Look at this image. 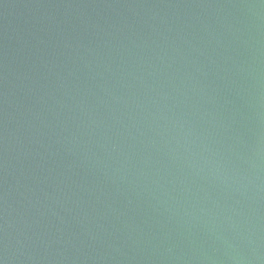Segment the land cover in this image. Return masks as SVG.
Instances as JSON below:
<instances>
[{"label": "water", "instance_id": "water-1", "mask_svg": "<svg viewBox=\"0 0 264 264\" xmlns=\"http://www.w3.org/2000/svg\"><path fill=\"white\" fill-rule=\"evenodd\" d=\"M0 264H264V0H0Z\"/></svg>", "mask_w": 264, "mask_h": 264}]
</instances>
